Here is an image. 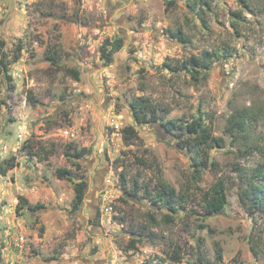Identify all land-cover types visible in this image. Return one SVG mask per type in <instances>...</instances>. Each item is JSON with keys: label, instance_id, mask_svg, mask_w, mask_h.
Masks as SVG:
<instances>
[{"label": "rangeland", "instance_id": "374dc122", "mask_svg": "<svg viewBox=\"0 0 264 264\" xmlns=\"http://www.w3.org/2000/svg\"><path fill=\"white\" fill-rule=\"evenodd\" d=\"M188 1L0 0V50L10 60L22 48L0 87V163L18 164L0 175V264H264V214L249 216L238 198L264 147V0L248 10ZM116 39L123 46L105 64L102 47ZM205 55L208 70L191 79L181 64ZM141 96L157 123L135 124L129 104ZM245 109L236 132L229 120ZM198 117L224 147L196 180L180 127ZM170 120L172 134L160 125ZM128 126L137 137L126 145ZM73 150H85L79 167ZM158 181L185 200L171 222L165 201L145 196ZM217 183L226 204L205 216L203 194ZM20 197L42 208L16 211Z\"/></svg>", "mask_w": 264, "mask_h": 264}, {"label": "trees", "instance_id": "16d2710c", "mask_svg": "<svg viewBox=\"0 0 264 264\" xmlns=\"http://www.w3.org/2000/svg\"><path fill=\"white\" fill-rule=\"evenodd\" d=\"M188 1V0H187ZM203 1V0H200ZM241 8L244 10L249 9L247 0H235ZM189 3V1H188ZM190 6V4H189ZM192 9L193 6H190ZM233 17H237V14H232ZM171 37L178 40L179 42L185 44L186 38L181 31H176L171 33ZM123 46L121 39H116L113 42L105 43L102 47V59L105 64H110L112 62V56L118 52ZM109 48V50H108ZM21 46L17 47V54L10 60L7 59L6 55L2 50H0V87L3 84V78L7 83L12 81V77L9 74V66L16 63L19 60ZM211 61L209 55L203 56V58L192 56L186 62L181 64V69L184 70L191 79L196 80L208 70V63ZM166 69L173 71L169 64H165ZM73 75L74 80H79V73L75 70L70 71ZM130 108L133 120L137 126H145L152 123L158 122V116L156 115L155 107L152 106L149 99L144 97L134 98L130 102ZM251 117L250 109H245L234 115L229 120L232 130L236 132H242L245 129V122ZM160 125L168 133H171L178 129L175 120H170L166 122H160ZM183 131V138H181L180 146L187 151L189 154V159L191 161V168L193 169L194 178L197 180L200 177V171L204 170L208 166L209 161V151L214 148H223L224 140L222 138H217L212 135L211 127L204 123L202 117H198L191 122L184 123L180 127ZM123 140L126 145L130 144V141L137 137V131L133 126H128L122 130ZM185 138V139H184ZM72 158L74 159V165L79 167V160L85 155V150H73ZM257 154L259 155V164L250 171H244L241 175L240 181L241 186L239 187L238 198L242 208L245 212L252 216L255 213L264 214V147L257 148ZM18 166L14 157L9 158L0 163V175L6 176L7 173L15 169ZM122 176V175H121ZM60 177H68V174ZM126 190L125 178L121 177ZM86 183L84 180L80 179L73 185L74 198L72 210H77L80 205H82L84 200V190ZM127 191V190H126ZM138 185L133 186L129 191L128 195L132 198H137L139 195ZM145 196L152 200L153 205H157L158 201H165L168 205V211L170 214L165 216L166 220L171 222L173 217L171 214L177 213L180 209L182 210L185 206L184 199L179 197L178 193L173 187L166 184L163 181H158L157 190L152 193V190L148 187L145 190ZM202 208L205 216H211L220 212L225 204V193L224 187L221 183L213 185L209 193H204L202 197ZM42 206L39 204L30 205L22 197L19 198V202L16 205V211L27 210L29 212H35L41 209Z\"/></svg>", "mask_w": 264, "mask_h": 264}, {"label": "built area", "instance_id": "2783aa9c", "mask_svg": "<svg viewBox=\"0 0 264 264\" xmlns=\"http://www.w3.org/2000/svg\"><path fill=\"white\" fill-rule=\"evenodd\" d=\"M18 139H21V136H20V135L18 136ZM3 149H6V147H4ZM18 240H19L18 243H19L21 246H23V244H24V240H23V238L20 237Z\"/></svg>", "mask_w": 264, "mask_h": 264}]
</instances>
